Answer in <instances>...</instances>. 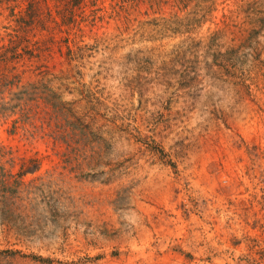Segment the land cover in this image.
<instances>
[{"label":"rangeland","instance_id":"rangeland-1","mask_svg":"<svg viewBox=\"0 0 264 264\" xmlns=\"http://www.w3.org/2000/svg\"><path fill=\"white\" fill-rule=\"evenodd\" d=\"M12 1L0 264H264V0Z\"/></svg>","mask_w":264,"mask_h":264},{"label":"trees","instance_id":"trees-1","mask_svg":"<svg viewBox=\"0 0 264 264\" xmlns=\"http://www.w3.org/2000/svg\"><path fill=\"white\" fill-rule=\"evenodd\" d=\"M92 1V0H91ZM97 1V0H95ZM99 1V0H98ZM171 1V2H170ZM184 1V0H183ZM1 5L4 4H10L11 2H13L12 0H0ZM113 2V10L115 13H118L119 15L122 13H125V18L123 19L122 22H124V25H126V28H132V25L138 23L139 26L143 25V24H150V20L148 21H144V22H138L136 19H132L131 16L134 12L136 13H140V7L141 6H146L149 8V10H151L152 12H158L161 10H157L155 9L156 7H159L160 9L162 8V5L165 6V2H163V0H112ZM180 3V0H167V3L172 6V8H179L178 5L176 3ZM75 4H76V8H78V10L81 8L82 10H84L85 7H83L82 5L83 0H75ZM73 8V7H72ZM72 8H69L68 13L66 14V12L60 13L58 12L57 14H59L61 16L62 14V19H64L63 24L68 25V26H73L76 27L77 19H75V14H73V10ZM16 7H12V11L13 13H11L10 15H14L15 17V22L13 25L14 28V32L12 31V33L7 34L6 38H4L2 41L5 42V40L7 38H9L10 41V45L7 49V46H3L4 50L6 53L9 54V56H4V53H0V60H2L4 58V65L7 64H12L13 67L10 70H4L2 72V75H0V94H2L1 92L3 91V88L7 87L6 83H3L4 81H6V79L8 78H12V80H15L17 77V62H20L22 60V58H24L23 54L20 53V43H21V27L23 24H25V26H34L37 24V21H39V23H42V20L40 19V17H38V20L36 18V16L34 14H36V9L35 6L32 5V10L30 11V13L32 15L27 16V17H20V14H16L15 10ZM149 10H147L146 15L149 12ZM85 12V11H84ZM122 18V16L120 17ZM84 20V19H83ZM76 22V23H75ZM85 22V21H84ZM163 22V20H162ZM80 24V22L78 23ZM28 33V32H27ZM27 33L25 31V41L26 43H28L27 40ZM30 44V43H29ZM0 49H2V47H0ZM69 54H70V50H69ZM23 56V57H22ZM37 57V56H36ZM3 63V62H1ZM15 82L13 81L11 83V85H14ZM3 99V98H2ZM3 100H1L0 98V102H2ZM5 102V101H3ZM21 118L18 119V121L20 122L21 120L25 121V117L23 114H20ZM16 122V120H15Z\"/></svg>","mask_w":264,"mask_h":264}]
</instances>
